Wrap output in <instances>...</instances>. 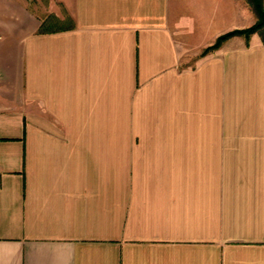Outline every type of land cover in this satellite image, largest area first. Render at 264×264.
<instances>
[{"label":"crops","instance_id":"0c3cea01","mask_svg":"<svg viewBox=\"0 0 264 264\" xmlns=\"http://www.w3.org/2000/svg\"><path fill=\"white\" fill-rule=\"evenodd\" d=\"M256 22L0 0V264H264V29L200 57Z\"/></svg>","mask_w":264,"mask_h":264},{"label":"trees","instance_id":"16d2710c","mask_svg":"<svg viewBox=\"0 0 264 264\" xmlns=\"http://www.w3.org/2000/svg\"><path fill=\"white\" fill-rule=\"evenodd\" d=\"M250 6L253 8L257 15V22L250 28L243 29V30H235L232 32H229L225 35L220 36L216 42L207 47L202 53L201 57H204L211 52H214L218 50L221 45L227 41L228 39L235 37V36H244L247 40L255 33H259L264 29V5H263V0H246ZM49 26H47L46 22L43 23L41 27V32L42 33H47L49 30Z\"/></svg>","mask_w":264,"mask_h":264},{"label":"rangeland","instance_id":"374dc122","mask_svg":"<svg viewBox=\"0 0 264 264\" xmlns=\"http://www.w3.org/2000/svg\"><path fill=\"white\" fill-rule=\"evenodd\" d=\"M69 25H70V23L69 22H66L65 24L62 23L61 25H59L57 27H68ZM200 57H201V55H200Z\"/></svg>","mask_w":264,"mask_h":264}]
</instances>
